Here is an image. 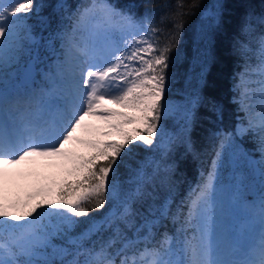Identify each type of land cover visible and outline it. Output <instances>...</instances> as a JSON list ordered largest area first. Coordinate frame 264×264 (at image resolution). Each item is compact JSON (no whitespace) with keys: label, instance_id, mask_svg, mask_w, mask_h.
I'll return each instance as SVG.
<instances>
[{"label":"snow or ice","instance_id":"obj_1","mask_svg":"<svg viewBox=\"0 0 264 264\" xmlns=\"http://www.w3.org/2000/svg\"><path fill=\"white\" fill-rule=\"evenodd\" d=\"M42 7L35 0H0V64L9 52L35 40L29 21ZM185 7L176 0V11L165 13L157 25L154 18L138 20L107 0H86L55 33L63 59H57L44 82L24 94L0 88V264H264V198L259 242L245 259L222 258L214 231L216 169L235 136L257 134L264 185V32L255 50L237 41L244 63L234 76L233 99L244 117L233 132L216 133L220 140L211 170L201 173L171 211L174 165L164 156L205 102L194 89L183 105L180 133L166 140L161 121L171 107L168 70L182 17L190 14ZM253 18L264 25V14L248 15L242 32L254 30ZM168 22L171 29L165 27ZM132 146L165 151L160 159L145 156L135 168L126 165L128 187L121 193L117 167L133 153ZM158 183L168 189L159 204ZM110 200L115 203L100 219L90 217ZM148 200L152 203L143 212L133 209L134 203ZM77 218H87V226L69 235L80 223ZM167 219L178 227L156 239ZM57 236L65 243L54 244Z\"/></svg>","mask_w":264,"mask_h":264},{"label":"trees","instance_id":"obj_2","mask_svg":"<svg viewBox=\"0 0 264 264\" xmlns=\"http://www.w3.org/2000/svg\"><path fill=\"white\" fill-rule=\"evenodd\" d=\"M107 1L120 11L133 14L138 20L146 17L154 18L157 25H159L160 17L165 13L176 11V0ZM35 2L44 5L37 10L38 14L32 15L29 21L35 40L26 41L23 48L17 52H9L16 56L21 55L22 64L18 68V82L23 84L25 81L21 79L22 71L29 58L33 56L37 58L34 61L35 73L30 80L40 76L36 70L41 64H50L52 60L59 58L62 52L61 41L56 38L55 33L68 23L66 16L75 11L78 4L86 0H35ZM60 2L68 7L58 9L57 5ZM183 3L186 6L185 11H190V14L182 17L183 29L170 57L166 100L171 107L161 121L166 140L169 134L180 133L184 125L183 105L194 89L199 90L205 102L194 110L187 132L179 140L172 142L167 155L164 156L168 164L174 165L169 173L170 183L175 189L171 205L173 212L176 204L187 197L190 187L195 186L201 179V173L206 176L211 170V161L220 140L216 133L233 132L237 121L244 117V113L239 110L238 104L233 99L237 95L233 87L234 76L241 70L240 65L244 63L237 41L247 43L255 50L258 46L257 38L264 32V25H260L255 18L252 20L254 30L249 33L242 32V25L248 15L257 17L264 14V0H183ZM192 3H197L198 7L189 10L187 6ZM165 27L171 29V22H168ZM247 55L251 63L255 64L256 58L253 53ZM9 70L10 66L0 68L1 86L10 80ZM230 146L237 155L243 156L245 161L238 163L234 160L229 152ZM132 147L133 153L125 156L123 162L117 167V180L121 193L128 187L125 181L130 170L126 165L135 168L137 161L145 156L160 159L165 151L163 148L149 151L143 147ZM250 158L256 160L255 169L253 164H247ZM261 159L257 134L254 132L235 136L231 145H225L220 157V170L224 178L229 179L231 189L238 198L242 197L244 200L251 201L262 195L264 185H262L261 167H259ZM161 175L163 176V173ZM167 192V187L160 186L158 183L155 193L158 199L155 202L159 204ZM114 203L115 201L110 200L105 209L90 212V217L100 219ZM149 203L152 201L148 200L144 204L134 203L133 209L143 212L146 204ZM183 211L187 213V206ZM77 219L80 223L70 230L69 235H78L87 226V218ZM136 220L140 223L138 217ZM176 227L178 225H173L171 219L165 220L163 226L158 229L156 239H159V233L165 230L169 234H174ZM128 234L131 235V230H128ZM104 235L106 237L108 233L105 232ZM53 243L61 245L65 243V239L57 236L53 238Z\"/></svg>","mask_w":264,"mask_h":264},{"label":"rangeland","instance_id":"obj_3","mask_svg":"<svg viewBox=\"0 0 264 264\" xmlns=\"http://www.w3.org/2000/svg\"><path fill=\"white\" fill-rule=\"evenodd\" d=\"M32 58L33 61L37 60L34 56ZM5 59L6 62L0 64V68L10 66L8 72L10 80L4 86L0 85V88L4 87L9 93L24 94L31 88H35L44 82L45 75L52 71L53 65L58 58L52 60L50 64H41L36 70L40 76L32 80L34 85L31 84V80L24 82V84L18 82V68L22 64L21 55L16 56L8 53ZM59 59H63V56L59 55ZM108 106L115 107V105L111 104ZM88 119L93 123H99L96 118ZM238 122H240V120L237 121V123ZM244 124L247 126V121H244ZM229 149L231 157H233L234 160L238 163L245 161L243 156L236 154L232 146H230ZM247 164H253L254 167V164L256 165V160L250 158L247 160ZM259 167H261V165ZM220 169V164H218L216 169L217 175L214 181V231L219 234L217 242L220 244V238L222 237L223 239L221 240H226L229 247L233 246L235 251H239L241 254L245 253L247 256L252 244H254V242L258 244L262 231L260 210L262 198H264V191L262 195L251 201L244 200L242 197L238 198L231 189L229 179L226 180L224 178L223 172Z\"/></svg>","mask_w":264,"mask_h":264},{"label":"bare ground","instance_id":"obj_4","mask_svg":"<svg viewBox=\"0 0 264 264\" xmlns=\"http://www.w3.org/2000/svg\"><path fill=\"white\" fill-rule=\"evenodd\" d=\"M31 84L34 85V82L32 80H31ZM2 89H4V87ZM10 94H14V93L10 92ZM21 94H23V93H21ZM215 235H216V239H219L218 232L215 231ZM221 239H223V238L222 237L220 238V244H218V249L217 250H218V253L220 254V256L222 258L230 259V260H242V259H245V257H246L245 253L241 254L239 251L238 252L235 251L233 246L229 247L227 241L226 240H221ZM255 244H256V242H254V244H252V246L249 248L248 254H250L253 251Z\"/></svg>","mask_w":264,"mask_h":264},{"label":"water","instance_id":"obj_5","mask_svg":"<svg viewBox=\"0 0 264 264\" xmlns=\"http://www.w3.org/2000/svg\"><path fill=\"white\" fill-rule=\"evenodd\" d=\"M34 62L33 59L30 58L27 62L26 65L24 66L23 69V74L24 77H22V80L27 81L30 79V77H32L34 74Z\"/></svg>","mask_w":264,"mask_h":264}]
</instances>
